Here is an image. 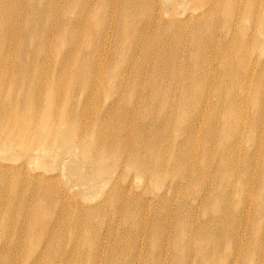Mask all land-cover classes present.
<instances>
[{
	"label": "bare ground",
	"instance_id": "obj_1",
	"mask_svg": "<svg viewBox=\"0 0 264 264\" xmlns=\"http://www.w3.org/2000/svg\"><path fill=\"white\" fill-rule=\"evenodd\" d=\"M0 1L5 2H0V152L5 157H11L16 151L22 149L28 152L29 146L31 149L26 160V170H17L18 181L12 180L11 171L0 172V264H39L29 257L31 250L28 245L31 241H24L31 236L36 237L40 244L51 240L52 249L47 257V264L58 262L59 255L64 256V264H76L77 258L86 256V253L89 258L86 264H136L132 239L141 238L137 236L139 230L146 228L149 221L154 230L150 238L153 249L164 253L165 246L173 239L170 248L171 254H176V257H173L172 264H229L233 258L230 251L234 248L229 250V231L226 233L225 230L230 222L248 230V237L241 239L238 231L230 234L235 240L233 246L242 242L239 249L241 258L236 264H264V162L259 168L260 175L250 171L251 168L257 169L251 156L243 159L245 167L236 164V169L240 166V171L244 169L247 175L229 189V172L235 173L229 169V147L230 156L239 158L236 153L239 146L237 142L245 135L240 120H231L230 114L234 112L241 115V109L232 102L238 101L240 106L242 102L236 93L229 91V59H223L218 74L213 75L211 55L206 52L214 43L208 33L211 22L219 23L227 30L229 25L234 26L236 19L237 24H240L239 31L245 35L243 43L238 44L239 54L248 56L254 44H264V0H226L229 18L221 19L222 22L216 16L221 4L217 0H211V10L205 23L194 26V32H191V28L189 30L180 26L178 22L173 23L168 27L170 33L176 34L184 29L193 35L192 55L176 64L173 57L164 54L171 49L169 45H165L155 54V71L161 77L171 80V83L168 86H140L133 80L138 90L130 91L108 77L104 80L98 78L105 87L98 86L99 80L94 79L95 65L85 62L80 67L83 58L77 51L66 55V48L59 51L57 46L58 52L49 55L43 44L46 34L41 31L45 14L39 13L38 17L37 14H26V5L30 8L32 0H22L23 3L21 0ZM16 5L21 6V11ZM172 11L168 15L177 14V9ZM40 20L41 25L38 24ZM94 26L99 28V25ZM158 26L159 22L155 19L154 28L159 29ZM170 33L167 31L160 40H155L148 34L136 36L135 32L127 39L122 36L124 40L117 35L114 48L116 52L119 51L120 57H124L125 48L132 50V54L124 57L127 60L126 66L120 68L119 62L117 64L121 70L120 75L128 71L138 51L137 41L141 43L143 40L142 49L146 42L164 45L168 43ZM202 36L208 39L201 41ZM75 42L82 45L90 43L96 49L94 41H90L82 33L78 35L73 32L69 36L68 43ZM226 43L229 46V42ZM95 55H90L92 60ZM249 56L244 60V66ZM61 59H70L76 63H63ZM247 65L237 79L232 78L239 87L245 86L248 80ZM212 83L214 93L226 99L225 104L216 111L208 109L202 102L206 89ZM176 84L180 88L174 93L172 89ZM263 99L262 96L259 102ZM263 105L264 102L259 106ZM221 111L229 115V119L224 118L222 129H215L213 126L220 123L222 115L218 112ZM261 119L262 116L259 115L251 120L252 124H248L252 133H259L261 130ZM60 126H64V129ZM203 136L204 147L199 149ZM211 141L221 148H207ZM253 142H260L258 149L254 148L264 152V138L253 139ZM86 150L93 151V155L86 156ZM58 151L62 157L61 159L59 156L62 160L60 169L55 167L49 156ZM46 157L51 160L50 164ZM45 160L44 165L49 170L60 172L56 174L55 184H45L43 189L29 183H35L36 180L44 182L40 175L42 172L38 171L41 169L37 168L35 162L45 163ZM10 168L12 167H6ZM29 170L34 176L38 175V178L26 180ZM66 175L79 187L77 192L70 191L67 194L59 191L61 183L58 177ZM122 180L128 181L127 186ZM139 181L145 185L144 195L151 199L133 209L134 200L129 197L128 192ZM16 183L22 184V188L29 191L43 190L44 200L48 199L47 195L53 199H61L59 217L46 215L42 211L44 200L32 201L29 204L35 206V209L30 226H9L10 221L17 220L9 212L17 203L15 199L5 196L8 189ZM68 183L65 182L64 185ZM54 185L60 187L57 189ZM155 191L159 192L154 193ZM86 194L95 197L98 194L101 199L97 198L99 196L96 197L98 201L94 197L87 199ZM66 195L68 199H65ZM237 195L241 197L236 202ZM92 200H96L95 204ZM152 200L155 202L153 207L149 205ZM89 201L94 205H83L86 202L87 205ZM175 201L179 204L178 209L173 207ZM67 203L76 207L82 205V211L77 208L71 217ZM195 204L201 209L194 208ZM249 204L252 208L250 214L247 212ZM235 208L246 214L233 221L230 211H235ZM136 210L139 211L138 214H135ZM149 211L155 213L154 218L147 215ZM200 215L207 216V221L199 226ZM65 216L73 219L69 224V250L59 245L63 230H60L59 235L58 229L66 227L67 222L63 221ZM250 220L255 224H249ZM52 221L59 226L57 229L56 226L49 225ZM119 221L128 225L132 222L135 230L127 226L119 233V227H124ZM172 222L173 233L169 230ZM34 224L43 231L36 233ZM103 232L108 235L106 245L100 241ZM91 234L95 237L93 241ZM58 235L61 236L59 240ZM118 239L121 243L115 245ZM24 243L26 247L19 246ZM80 244L83 245L82 248ZM127 252H130L129 261L125 259ZM144 264L149 263L145 261Z\"/></svg>",
	"mask_w": 264,
	"mask_h": 264
},
{
	"label": "rangeland",
	"instance_id": "obj_2",
	"mask_svg": "<svg viewBox=\"0 0 264 264\" xmlns=\"http://www.w3.org/2000/svg\"><path fill=\"white\" fill-rule=\"evenodd\" d=\"M32 1L33 3H31L32 6L30 8L28 7V5H26V9H25L26 14H28V16H32L34 14L36 16L37 14V17L39 13L45 14L44 15L45 19L43 24L41 25V20L38 22V24L40 23L41 31L43 32V34H46V40L43 42V44L45 45V48L49 55H54L56 52H58L57 46L59 47V51H62L64 48H66L65 49L67 50L65 51L67 52L66 55L77 51L82 55L83 58L80 67H82L85 62L89 64L93 63L95 65L96 71H95L94 79L99 80L98 86H102V88H104L105 86L102 84L100 79L104 80L107 79L108 77L109 79L115 81L116 83L119 82L127 91H130V89L138 90V87L135 84H133V80L140 86H160L161 84H163L164 86H168L171 83V80L166 79L165 77H161L159 73L155 71V63H156L155 54L158 52L160 48H164L166 47L165 45H169L171 49L164 54L173 57L174 62L176 64L180 62L182 63L184 62V60L188 59L192 55L191 43L193 39V35L184 29L174 34V33H170L168 27H171L173 23L178 22L180 26H183L189 30L191 28V32H194L195 31L194 26H202L203 23H205L206 21L209 11L211 10V5H209L211 3V0H201L198 2H196L195 0H55V2L54 0H52V2L50 0H32ZM239 1L240 0H237V2ZM0 2H2L3 4L5 3L4 1H0ZM21 2L23 3L22 0ZM216 2H218L219 5L221 4L219 9L216 11V16L218 17L219 21L222 22V20L228 16L226 13V0H217ZM241 4L243 5L244 3L242 2ZM56 6L58 7L56 8ZM17 8L20 9L21 11V6L20 7L18 6ZM175 9H177L176 15L173 16L168 15V13H172L173 12L172 10ZM28 12L31 13L29 14ZM155 19L159 22L160 26L158 27L159 29L161 28L160 30L157 29V27L154 28ZM40 25H38V27H40ZM94 25H99V28ZM239 26L240 24H237L236 19L234 20V26L229 25V29L227 30H225L222 26H220L219 23L211 22L208 25V33L209 36H212L214 43L210 48L206 49V52L211 55L210 62L212 65L213 75L218 74L223 59L225 58L229 59V68H228L229 91L231 93L233 92L236 93L238 99L241 100L242 102V105L240 106L238 104L239 103L238 101L237 102L229 101L234 103L239 109H241V113H242L241 115H237L234 112H232L230 115L232 116L231 120H237V119L240 120L245 132V135L241 137V141L237 142L239 146L236 150V153L239 158L235 159L230 156L231 149L229 147V169L230 171L235 172V173L229 172V189L234 187L235 186L234 184L240 182L241 177L247 175L245 174L246 172L244 169L240 171L241 169L240 166H238V168L236 169L235 166L236 164H241L243 167H245V163L243 159L247 158L248 156H251L253 157V164L257 167V169L251 168L250 171L252 174L260 175L259 168L261 167V164L264 162V152L262 150L260 151L255 150V148L258 149V145L260 142L259 143L253 142V139L264 138V105L263 107L259 106L264 102V99L259 102L260 98L262 96L264 97V87L262 86L264 84V44L263 43L254 44V48L249 54L250 56L248 55L249 58L245 64L246 66L249 61L246 68V74L248 76V80L246 81L245 86L243 87L237 86L233 82L232 78L237 79L239 77L240 73L245 68L244 60L248 57L238 53V44L243 43L242 40L245 36L244 34L241 33V30L239 31L238 29ZM166 29H168L167 31L170 33V35H168L167 44L163 45L155 42H146L144 49H142L141 43L143 42V40L141 41V43L140 41H137L138 51L135 53L132 63L128 68V71L124 75H120L121 70L117 67V64L119 62L120 68L126 66L127 60L124 57L125 56L127 57L130 54H132V50L125 48L123 52L124 57L123 56L120 57L119 51L116 52V49L114 48V41L116 36L118 35L119 37H121L120 39H122V36L124 39H127V37H130L129 35L135 32L136 36L137 35L144 36V34L145 35L148 34L151 37H154L155 40L156 39L160 40L164 37L165 33L167 32ZM245 29L246 30L248 29V24L245 25ZM73 32L78 35L79 33H82L90 41L91 40L94 41V45L96 46V49L92 48L90 46V43H88L87 45H82L79 42L69 44L68 38ZM207 39L208 37L206 36L201 37V41H205ZM226 42H229V46L227 45ZM93 53L96 54L94 60H92L90 57V55ZM193 55L196 54L194 53ZM52 58H54V56H52ZM51 60L49 59L48 62H50ZM60 61L63 63L65 61L69 63L73 62L70 59L67 60L61 59ZM73 63L76 62L74 61ZM262 78L263 80L261 81ZM181 79L182 78H178V80ZM179 88L180 85L176 84L173 87L172 92L176 93V91ZM213 89H214V84L212 83L206 89L204 99L202 102H204V106H207L208 109L212 111H216L219 107H222L225 104L226 99H222L221 97L217 96L214 93ZM218 113L222 115L220 118V123L218 124L216 123V125L213 126V128L222 129L224 118L229 119V115L225 114L224 111ZM259 115L262 116L261 119L262 128L259 131V133H252L251 130L249 129L248 124H252L251 120L257 118V116ZM60 128L64 129V126H60ZM204 139L205 136H203L200 141L199 149H202L204 147V143H203ZM207 148L220 149L221 146L220 145L217 146L214 141H211L210 144L207 146ZM28 150H29L28 152L27 151L25 152L22 149L16 151V153L14 155L12 154L11 157H5L0 152V172L7 173L8 171H11L10 174L11 177L13 178L12 180L18 181L19 179H18L17 170L21 168H23V171L26 170V160L31 153L30 146L28 147ZM60 154L61 153L58 151L49 155L55 167H57L58 169L61 168V164H62V160H61L62 157L60 156ZM85 155L91 156L93 155V151L86 150ZM59 156L61 159L59 158ZM46 160L50 164L51 160H48L47 157ZM46 160L45 163L35 162L37 164V168L41 169L38 171L42 172L40 173V175L44 178V182L39 183V181L36 180L35 181L36 184L35 183H29V184L33 186H38L43 189H45V184L48 183L51 185L55 184V179H57L56 174L59 173L60 170L58 171H54L53 169L49 170L44 165L46 164ZM6 167H12V168L6 169ZM44 169H48V170L45 171ZM37 176L38 175L34 176L33 173H31V170H29V172L26 175V180L29 179L33 180V178L35 180L36 178H38ZM50 176H55V177H50ZM58 180L61 183V189L59 190L61 191V193L65 192L69 194L70 191L73 193L79 190V187L72 182L71 178L68 175H66L65 177L59 176ZM122 181L123 184L125 181L124 185L127 186L128 181L126 180H122ZM65 182H69L68 185H64ZM17 183L13 184V186L8 189V193L6 194V196L5 194H3L8 199H15L17 203V205L15 204L16 206H13L9 211L17 218V220L13 219V221H10L8 224L9 226L14 228L15 226L28 228L32 221V215L34 214L33 210L35 209V206L30 204L32 203V201L40 202L41 200H44L43 194L45 193L43 190L40 189L29 191L27 189L22 188L23 187L22 184H17ZM55 187L58 189L60 186L56 185ZM106 190L107 187L105 191ZM144 192H145L144 183L139 181V183L135 182L133 184V189L128 192V195H130L129 197L134 200L133 209L139 208L140 206L143 205V202H146L147 200L151 199V197L144 195ZM158 192L159 191H155L154 193H158ZM61 195L63 194H60V196ZM86 196L87 199H90L92 197H94L93 199H96V197L99 195L96 194L95 197L94 195L86 194ZM238 196L239 195L235 196L236 202L240 201L241 196L239 197ZM0 197L2 198V195H0ZM47 197L48 199L44 200L45 205H43V208H41L42 211L46 215L50 214L56 218L57 216L59 217L60 215L59 213L62 205L60 204L61 199L58 200V198L56 197L53 199L50 195H47ZM100 197L101 196L97 198ZM65 199H68V195H66ZM92 201H89L87 205H85L87 202L83 204L85 201L82 202V204L86 207L93 206L95 202L94 200ZM131 202L132 200L129 201L130 204ZM153 202L154 200H152V204L151 203L149 204L151 205V207L154 206L153 204L155 202L154 203ZM195 205H193L194 208L201 209L200 207ZM66 207L68 211L71 213V217L76 210L80 209L82 211V205L81 207L79 206L76 207L73 204H68L66 205ZM173 207L178 209L179 204L175 201L173 203ZM83 211L85 210L83 209ZM134 212L135 214L139 213V211L137 210ZM200 212L202 213V211ZM230 212L232 213L230 217L233 221L234 219L240 218V215L246 214V212L240 213V209H236V208L235 211L231 210ZM247 212L249 214L252 212V208L250 207V204L247 207ZM147 215L154 218L155 213L153 211H149ZM223 215L229 216V214H223ZM63 221H66L67 225L66 227L64 226L65 228L60 227L58 229V234L60 233V230H63V232L61 233L63 235L61 239H60L61 236H59L60 234L58 235L59 236L58 240L60 239L59 245L62 248L69 250V246H70L69 237L71 233L69 224L73 222V219H71L70 217L68 218V216H65ZM206 221H207V216L200 215L198 219V225L200 226L201 223L203 224ZM134 222H137V220H134ZM248 223L251 225L255 224V222H253L252 220H250ZM119 224H123L124 226V227L121 226V228L123 229L119 227V233H122L124 228H126L127 226H130L133 230H135V227L132 226V222L128 225V223L124 224V221H119ZM151 224L152 223L149 221L145 225L146 228L145 227L140 228L137 236H140L141 238L132 239L133 240L132 242L135 246L134 255H135L136 264H144L145 261H148L149 264H156L158 261L160 262V264H172L173 257H176V254H171L170 247L172 245L173 239L172 240L170 239L169 244L167 243L166 246L164 245L165 246L164 249L166 250V252L164 253L157 252L155 249L152 248V244L150 243V238L154 231L152 230ZM49 225L56 226L54 221H52L51 224ZM34 226L36 229V233L43 231V229L40 230L41 229L40 226H37L36 224H34ZM58 227L59 226H56V229ZM68 229L70 230V232ZM169 230L170 232L173 233L174 222H172ZM45 231L47 230L45 229ZM228 231H229V250L234 248V250L232 249V251H230L233 254V258L230 259L229 264H231V262L232 264H234V261L236 264V261L241 258V253L239 252V249L240 246L242 245V242H238V245L236 244L235 246H233L235 240L233 239L234 237H230V234L234 233L235 231H238L237 234H239V237L241 239L248 237L247 236L248 230L244 226L241 227L238 224H232V222H230L225 232L227 233ZM25 236L26 234H24V238ZM91 236H92L91 240L93 241L95 239L94 234H91ZM101 236L102 238L100 239V241H103L104 244L106 245V243L108 242V235H106V233L103 232V235L101 234ZM7 237L12 239L11 235H8ZM171 237H173V234H171ZM26 239H29L31 241V244L28 245L29 250H31L30 253H28L29 257L33 258V260H36L39 264H47V257L50 256L52 249L51 240L48 239L44 244L43 243L40 244V242L37 241L36 237L31 236L29 238H25L24 241H26ZM120 243L121 240L119 239L115 241V245H119ZM81 244L80 247L82 248L83 245ZM19 246L26 247L25 243L19 244ZM129 253L130 252H127V254L125 255V259L127 261L130 260ZM235 254H237L236 257ZM19 255L22 254L20 253ZM86 256H88L87 253ZM86 256L78 257L77 258L78 260L75 261L76 264H86L87 261H89V258ZM57 261L58 262H56L55 264H64L65 263L64 256L63 255L57 256Z\"/></svg>",
	"mask_w": 264,
	"mask_h": 264
}]
</instances>
